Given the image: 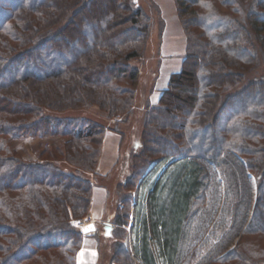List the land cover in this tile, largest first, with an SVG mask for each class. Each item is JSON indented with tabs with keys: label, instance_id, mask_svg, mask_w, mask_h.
I'll return each instance as SVG.
<instances>
[{
	"label": "trees",
	"instance_id": "1",
	"mask_svg": "<svg viewBox=\"0 0 264 264\" xmlns=\"http://www.w3.org/2000/svg\"><path fill=\"white\" fill-rule=\"evenodd\" d=\"M98 1L0 0V264H77L84 235L74 222L89 214L94 185L107 178L97 173L106 132L122 143L117 125L134 114L137 90L119 82L134 85L139 76L131 61L142 58L147 41L143 9L139 0H113L102 18ZM176 2L186 11L180 16L187 41L182 68L170 75L156 104L145 103L141 147L120 186L113 220L105 216L116 229L103 226L93 236L99 243L117 231V250L106 264H137L123 251L133 194L153 164L178 161L167 181L155 184L149 216L144 204L137 206L136 253L143 264H156L150 236L168 264H176L188 215L190 229L221 187L224 200L204 242L207 253L200 258L196 246L189 264H264V80L248 78L254 50L264 53V0ZM83 6L93 7L82 21L86 36L53 26L56 13L67 14V21L81 16ZM93 105L102 108L103 124L81 116ZM35 139L46 143L38 158L25 161L26 142Z\"/></svg>",
	"mask_w": 264,
	"mask_h": 264
},
{
	"label": "rangeland",
	"instance_id": "2",
	"mask_svg": "<svg viewBox=\"0 0 264 264\" xmlns=\"http://www.w3.org/2000/svg\"><path fill=\"white\" fill-rule=\"evenodd\" d=\"M4 0H1L3 2ZM113 0H99L96 4L99 5L100 9H102V18H105V12H108L110 5L113 4ZM140 5L143 9V15L140 18V25L144 27L147 31V41L144 45V51L142 58H138L131 61V67L133 69L138 70L139 76L134 85L128 80H123L119 82L122 85H125L127 89L134 88L137 90V102L135 104L134 114L130 119H125L117 126L119 130L123 134L122 143L120 145L119 158H121V162L118 167H114L111 173L107 175V178H100L98 182V186L103 187L106 190L107 196V212L106 218H110L113 220L115 216L116 209L119 207L118 204H114L116 199H119V190L120 186L126 182L127 178L131 172V161L132 156L138 151L137 149L141 147V132L143 128V121L145 117L146 104L151 103L156 104L158 101V96L160 91L165 88L167 85L168 79L171 74L179 72L182 68V63L184 61L186 55V36L183 31L182 24V14H185V10L180 9V6L177 4L176 0H139ZM187 5V4H186ZM185 6V5H184ZM182 6V7H184ZM92 6H83L82 10L84 11L81 16H73L66 20L65 13H61L60 11L56 13V17L58 19L55 21L54 27H64L69 26L71 29H76L80 31L83 35L86 36L87 29L85 26H82V21L85 18H89V10H91ZM187 8V6H186ZM189 11V8H188ZM69 12V11H68ZM247 13V11H245ZM99 25H93V29L95 34H97ZM69 28V29H70ZM197 28V27H196ZM195 27L193 29L197 30ZM87 39V37H86ZM64 43L67 44V41L64 39ZM63 43V44H64ZM89 45L85 43L86 47ZM84 49L77 48V51L83 52ZM254 55L256 56V67L253 68L252 74L249 75V79H253L254 77L262 78L264 80V53L256 48L254 50ZM66 59L69 61L70 57L66 56ZM129 87V88H128ZM240 88L234 89L233 92L238 91ZM79 90V89H78ZM83 90H81L82 92ZM184 91V89H180V92ZM80 92V91H79ZM187 95L189 93H186ZM95 104V102H93ZM83 108V105H80ZM102 108L99 106L93 105L90 106L89 109L84 110L81 116L89 117L93 121L98 124H103L105 120V116L101 112ZM117 120H114V124L111 122L109 127L115 129V123ZM107 123V122H106ZM153 138L148 139L149 144H153ZM61 141L63 140H56ZM147 141V142H148ZM26 146L28 148L25 151L24 155L26 156V160L28 162L34 161L38 158V150L46 143V141L41 139H35L33 142L28 143ZM53 150V149H52ZM103 157V153L101 154V158ZM100 158V160H101ZM114 158V150L109 149L105 155L103 160L107 163L105 168H110L112 159ZM99 160V161H100ZM125 162V165H124ZM178 161H167L163 163L153 164L150 170L145 175L142 182L138 185V188L133 194V208L131 212V223L127 226V235L124 238L125 249L123 251H127L130 255V258L133 260L137 259L136 246H137V216L135 213L134 204L139 205L142 203L145 205V213L147 217L149 216V197L152 194V191L157 182L164 183L167 180L168 173L175 169V165ZM61 165L67 167L69 171L75 169V167L61 162ZM101 176V175H100ZM106 177V176H101ZM149 179V180H148ZM148 180L147 185L145 187L144 181ZM251 180L254 185L253 193H256V180L255 177L251 176ZM108 187L110 191L104 187ZM223 187H221V192L217 194V199H207V203L211 205L210 209H202L198 211L195 216L194 222L189 229V215L188 220L186 221V226L183 230V235L181 237V241H179L177 245V257L176 264H189V259L191 257V253L197 249L196 246L202 247L200 250V258L203 257L202 253L206 255L207 250L204 248V242L206 241L207 234H209L213 229V222L217 219L220 214L222 204H223ZM219 198V199H218ZM116 206V207H115ZM123 206L121 205L120 210H122ZM137 207V206H136ZM147 211V212H146ZM251 214L248 219V223L251 222ZM213 221V222H212ZM115 229H116V225ZM103 227V226H102ZM132 227V228H131ZM212 228V229H211ZM129 229V232H128ZM211 230V231H210ZM130 242H129V235ZM119 238V233L116 231V235L114 237L110 236L108 238H102L99 242V246L101 249V257L99 264H106L108 258H110L113 254H115L117 250V241ZM250 239H254L256 237H246L244 241ZM240 240V236L235 238L230 250L236 247L238 241ZM149 245L150 249L154 254L156 264H168L167 259L163 255L161 244L153 237H149ZM199 256V255H198Z\"/></svg>",
	"mask_w": 264,
	"mask_h": 264
},
{
	"label": "crops",
	"instance_id": "3",
	"mask_svg": "<svg viewBox=\"0 0 264 264\" xmlns=\"http://www.w3.org/2000/svg\"><path fill=\"white\" fill-rule=\"evenodd\" d=\"M30 141V140H29ZM34 140L30 141L33 142ZM120 145H121V137L112 132L107 131L104 143H103V157L99 161V164L97 166V173L101 176H107L109 173L112 172L114 167L117 165L118 159H119V151H120ZM113 149L114 150V158L111 160V166L110 168H105L106 162L103 160L105 153L108 150ZM107 196H106V190L103 187L98 186L97 184L94 185L93 188V199L91 203V208L89 211V216H91L95 221L96 231H98L102 226H105V223H108L105 220L106 212H107ZM137 203L135 202L134 208L135 213H137ZM147 212V211H146ZM112 224V222H111ZM115 228L114 224H112V227L109 232L112 231ZM95 231V232H96ZM129 232V229H128ZM93 233L84 234L83 242L80 250L77 254V264H99L100 257H101V249L99 246V243L97 239L93 236ZM137 259L134 260L137 264H143V261L139 256H137Z\"/></svg>",
	"mask_w": 264,
	"mask_h": 264
},
{
	"label": "built area",
	"instance_id": "4",
	"mask_svg": "<svg viewBox=\"0 0 264 264\" xmlns=\"http://www.w3.org/2000/svg\"><path fill=\"white\" fill-rule=\"evenodd\" d=\"M94 222V219L91 216H85L82 218H79L75 221V225L79 229H84L87 225Z\"/></svg>",
	"mask_w": 264,
	"mask_h": 264
},
{
	"label": "water",
	"instance_id": "5",
	"mask_svg": "<svg viewBox=\"0 0 264 264\" xmlns=\"http://www.w3.org/2000/svg\"><path fill=\"white\" fill-rule=\"evenodd\" d=\"M108 228H110L109 225H108ZM131 228H132V227H131ZM85 229L88 230V231H85L86 233H92V232H94V231L96 230V227H95L94 224H90V225H88Z\"/></svg>",
	"mask_w": 264,
	"mask_h": 264
},
{
	"label": "snow or ice",
	"instance_id": "6",
	"mask_svg": "<svg viewBox=\"0 0 264 264\" xmlns=\"http://www.w3.org/2000/svg\"><path fill=\"white\" fill-rule=\"evenodd\" d=\"M85 231H88L87 229H85Z\"/></svg>",
	"mask_w": 264,
	"mask_h": 264
}]
</instances>
